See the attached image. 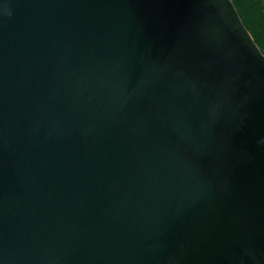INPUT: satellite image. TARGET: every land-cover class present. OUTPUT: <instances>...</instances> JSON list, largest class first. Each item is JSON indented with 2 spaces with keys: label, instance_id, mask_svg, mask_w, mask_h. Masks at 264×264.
<instances>
[{
  "label": "water",
  "instance_id": "95a60500",
  "mask_svg": "<svg viewBox=\"0 0 264 264\" xmlns=\"http://www.w3.org/2000/svg\"><path fill=\"white\" fill-rule=\"evenodd\" d=\"M230 0H0V264H264V55Z\"/></svg>",
  "mask_w": 264,
  "mask_h": 264
},
{
  "label": "trees",
  "instance_id": "16d2710c",
  "mask_svg": "<svg viewBox=\"0 0 264 264\" xmlns=\"http://www.w3.org/2000/svg\"><path fill=\"white\" fill-rule=\"evenodd\" d=\"M244 25L264 53V0H232Z\"/></svg>",
  "mask_w": 264,
  "mask_h": 264
},
{
  "label": "bare ground",
  "instance_id": "6f19581e",
  "mask_svg": "<svg viewBox=\"0 0 264 264\" xmlns=\"http://www.w3.org/2000/svg\"><path fill=\"white\" fill-rule=\"evenodd\" d=\"M230 1L232 2V0H230ZM232 4H233V6H234V8H235L236 13H238V11H237V9H236V7H235V5H234L233 2H232ZM237 15H238L239 19L241 20L243 27L245 28V30L247 31V33L249 34V36L251 37V39L253 40V42L255 43V45L257 46V48L259 49V51L264 55V53L261 51V49L259 48V46H258V45L256 44V42L254 41V38H253L252 34L249 32L248 28L244 25V23H243V21H242L240 15H239V13H238Z\"/></svg>",
  "mask_w": 264,
  "mask_h": 264
}]
</instances>
